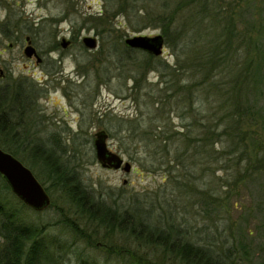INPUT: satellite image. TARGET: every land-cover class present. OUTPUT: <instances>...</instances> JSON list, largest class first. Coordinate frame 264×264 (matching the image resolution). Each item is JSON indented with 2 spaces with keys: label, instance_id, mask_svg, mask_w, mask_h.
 <instances>
[{
  "label": "rangeland",
  "instance_id": "1",
  "mask_svg": "<svg viewBox=\"0 0 264 264\" xmlns=\"http://www.w3.org/2000/svg\"><path fill=\"white\" fill-rule=\"evenodd\" d=\"M111 1L113 10L121 2ZM165 1L133 2L132 12L113 17L116 31L102 38L84 17L100 14L105 0H0V21L7 19L13 26V13L22 14L18 26L9 25L10 34L0 30V88H13L23 78L29 93L24 107L13 113L11 132L2 134L0 142L12 146L13 154L33 171L51 196L50 205L41 210L26 207L22 216L26 223L43 225V236L53 244L69 247V251L62 250L59 245L56 250L63 256L61 264H82V255L97 264H130L135 258L144 264H183L162 247L147 243L143 233L139 237L130 233V220L134 218L129 214L133 211L136 220L141 218L155 228L160 226L166 231L168 223L173 224L170 239L177 235L179 241L210 246L216 252L236 256L242 264H264V176L252 180L239 177L234 166L244 163L239 165L235 161L238 151L233 152L219 142L216 148L226 145L220 155L230 158L219 164L223 165L218 166L221 169L213 164L214 172L204 170L209 165L204 158L205 162L188 165V169L177 165L170 173L166 165L158 166L156 160L155 166L149 168L150 157L143 146H129L130 142L121 139L126 129L120 120L141 116L145 119L146 103L158 94L157 88L165 87L160 80H164L161 74L166 69L157 63L142 75V67L137 64L144 61L146 52H127L136 58L125 59L119 55L126 52L115 49L118 44L124 46V39L134 34L163 35L161 23L146 15L149 13L152 18L151 7L157 9ZM175 2L168 3L173 6ZM205 7L199 8L194 25L187 22L188 10L180 12L158 61L171 67L188 64L189 57L201 47L218 53L228 48L235 64L252 63L255 37L264 26V0H209ZM187 23V37L176 35L175 29H182ZM87 35L97 37V47L84 44L83 37ZM26 36H30L37 56L26 55ZM63 41L68 43L63 45ZM135 77H142L140 90V86L134 87ZM193 107L194 111L187 113V122L197 118L200 125V120L207 119L206 108L198 102ZM182 124L172 113L167 127L179 131L183 130ZM100 130L107 132L109 148L131 163L130 171L103 166L97 160L93 141ZM200 132L195 127L191 130L195 135ZM11 134L17 137L16 146L5 139ZM47 145L78 173L96 198L128 215L125 232L114 230L108 237L103 225L74 213L60 186L34 159ZM209 188L226 206L218 212L210 213L202 203L201 192ZM64 216L76 222L79 236L59 222ZM104 244L117 251L109 252Z\"/></svg>",
  "mask_w": 264,
  "mask_h": 264
},
{
  "label": "trees",
  "instance_id": "2",
  "mask_svg": "<svg viewBox=\"0 0 264 264\" xmlns=\"http://www.w3.org/2000/svg\"><path fill=\"white\" fill-rule=\"evenodd\" d=\"M137 1L121 0L113 10L114 3L111 0H105L104 9L100 11V14L86 15L84 21L95 27L102 38L109 37L116 31L113 27V17L121 12H132L135 7L133 2ZM208 1L176 0L175 4L170 6L168 3L170 0H167L165 3H161L157 9L151 7L150 10H153L154 15L149 18V13H147L146 17L161 23L165 43L171 36V25L177 20L180 12L188 10L187 18L189 20L187 22L189 25H194L196 13L200 11L199 8H206ZM8 22L7 19L0 21V30L5 35L10 34L8 31L12 26ZM21 22L22 14L14 12L12 28ZM188 23L184 24L182 29H175L176 35L187 37ZM253 25L254 23L250 24L251 27ZM263 28L264 26L258 29V34L255 37L256 54L252 63L249 64L232 62V58L228 55V48L224 52L220 51L223 53H218L212 48L202 49L200 47V50L189 57L188 64L182 62L171 67L165 61L159 62L158 55L140 48L130 47L125 43L124 46H120L118 40H115V44H118L115 51L126 52L119 55L122 58H136L133 53L127 52H146L144 61L137 64L138 67H142V75L147 70L156 67L157 63L163 64L166 69V72L161 74L164 80H160V82H164L165 87L157 88L158 94H154V98L146 103L145 119L141 116L120 120L126 129L121 139H126L127 143L130 142L129 146L133 143L137 147L143 146L150 157L149 168L155 166L156 160L159 162L158 166L166 165L171 173V170L177 165H181L180 168L188 169V165L195 166L203 162L202 159L207 158L209 165L204 166V170L214 172L213 164L216 169H221L223 165L219 164L223 160L230 159H224L223 155H220L227 145L231 151L239 152L235 161L239 165L244 163L241 167L234 166L237 175H241L239 177H248L252 180V178L264 176ZM172 31L174 32V30ZM229 32L232 34L231 31ZM239 48H241L240 44ZM189 67L193 70H190ZM166 77L167 79H165ZM141 79L142 77L134 78V87L140 86L139 90L142 89ZM17 82L13 88H0V136L11 132L13 113L20 111V107H24L23 102L29 96V93H26L25 79H19ZM138 93L140 94V92ZM201 96H204V99ZM196 102L205 106L207 113V119L200 120V125H198L197 118L187 122V113L194 111L193 105ZM172 113H175L183 123L181 125L183 130L174 131L167 127ZM156 123L160 124L156 125ZM193 127L201 129V132L196 135L191 134ZM5 139L16 146L17 137L15 135L11 134ZM219 142L226 144L224 148H216ZM5 144L0 142L3 149L12 154L15 153L12 146L6 147ZM41 150L34 155V159L41 162L53 183L60 186L74 213L76 212L96 225H103L108 237L113 234L114 230L121 232L127 230V214L125 216L118 209L96 198L94 193L85 187L78 173L68 167L63 160L58 159L59 154L54 148L47 145L43 146ZM145 159L147 158L145 157ZM141 165H145V163L141 161ZM201 193L203 194L202 203L204 207L209 208L210 213L218 212L225 206L222 198L215 195L210 188ZM26 207L31 208L11 191L0 174V264H61L60 259L63 256L57 254L56 250L59 245L62 250L69 251V247L63 246V244H53L54 241L43 236L45 229L43 225L26 223L22 216ZM129 217L134 218L130 220V227L128 226L131 234H136L139 237L143 233L147 243H151V245L155 243L154 245L162 247L165 252L178 257L183 264H242L236 256L230 257V254L216 252L210 246L205 247L189 241H179L177 235L170 239L172 234L170 228L174 226L170 222L165 231L160 226L155 228L149 223H145L141 218L136 220L134 211L129 214ZM59 222L64 223L67 229L79 236V227L74 220L64 216ZM106 237L104 238L107 239ZM89 242L93 245L91 241ZM97 245L99 244H95V246ZM104 245L107 246L109 252L117 251L112 248V245ZM128 252L132 257L130 249ZM82 257V264H97L96 261L90 263L83 255ZM131 263L144 264L139 261V258H135Z\"/></svg>",
  "mask_w": 264,
  "mask_h": 264
},
{
  "label": "water",
  "instance_id": "3",
  "mask_svg": "<svg viewBox=\"0 0 264 264\" xmlns=\"http://www.w3.org/2000/svg\"><path fill=\"white\" fill-rule=\"evenodd\" d=\"M27 45L25 53L27 56H37L35 47L31 44L30 36H26ZM83 42L90 48L97 47L96 36H84ZM126 45L140 48L149 53L160 55L163 51L164 36L156 34L154 36L134 34L124 39ZM68 41H63L66 45ZM38 59H40L38 57ZM107 132L100 130L96 133L93 144L97 160L103 166L123 168L131 170V163L125 160L119 153L111 150L107 144ZM0 174L9 185L11 191L27 206L34 210H41L50 205L51 196L46 188L39 181L33 171L18 159L11 152L0 146Z\"/></svg>",
  "mask_w": 264,
  "mask_h": 264
},
{
  "label": "flooded vegetation",
  "instance_id": "4",
  "mask_svg": "<svg viewBox=\"0 0 264 264\" xmlns=\"http://www.w3.org/2000/svg\"><path fill=\"white\" fill-rule=\"evenodd\" d=\"M2 75V74H1Z\"/></svg>",
  "mask_w": 264,
  "mask_h": 264
}]
</instances>
